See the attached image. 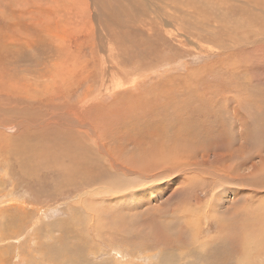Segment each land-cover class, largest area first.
I'll return each mask as SVG.
<instances>
[{"label":"rangeland","instance_id":"rangeland-1","mask_svg":"<svg viewBox=\"0 0 264 264\" xmlns=\"http://www.w3.org/2000/svg\"><path fill=\"white\" fill-rule=\"evenodd\" d=\"M3 1L0 264H264V0Z\"/></svg>","mask_w":264,"mask_h":264},{"label":"bare ground","instance_id":"bare-ground-1","mask_svg":"<svg viewBox=\"0 0 264 264\" xmlns=\"http://www.w3.org/2000/svg\"><path fill=\"white\" fill-rule=\"evenodd\" d=\"M2 1H3V0H2ZM38 1H39V0H38ZM41 1H42V0H41ZM48 1H49V0H48ZM48 1H46V2L48 3ZM50 1H51V0H50ZM50 1H49V2H50ZM53 1H54V0H53ZM53 1H52V2H53ZM63 1H64V0H63ZM82 1H83V0H82ZM98 1H99V0H98ZM100 1H101V0H100ZM100 1H99V2H100ZM150 1H151V0H150ZM174 1H175V0H174ZM190 1H193V0H190ZM194 1H195V0H194ZM233 1H234V0H233ZM238 1H239V0H238ZM238 1H237V2H238ZM245 1H246V0H244V2H245ZM3 2H4V1H3ZM7 2H8V1H7ZM46 2H44V0H43L42 3H45V4H46ZM60 2H62V1H59V3H60ZM65 2H66V1H65ZM94 2H95V1H94ZM110 2H111V1L109 0L108 3H110ZM112 2H113V1H112ZM140 2H141V1H140ZM163 2H165V1L163 0ZM182 2H183V0H182ZM20 3H21V2H20ZM56 3H57V2H56ZM79 3H80V4L82 3V4L80 5V6H82V5L84 4V1H83V2H80V1H79L78 4H79ZM108 3H106V1H105V4L108 5ZM142 3H143V2H142ZM153 3H154V2H153ZM167 3H168V0H167ZM167 3H166V4H167ZM172 3H173V0H172ZM188 3H189V2H188ZM188 3H187V4H188ZM223 3H224V2H223ZM229 3H230V1H229ZM238 3H239V2H238ZM246 3H248V0H247ZM246 3H245V4H246ZM9 4H10V2H9ZM17 4H18V3H17ZM98 4H100V3H98ZM102 4H103V3H102ZM112 4H113V3H112ZM131 4H132V3H131ZM133 4H134V3H133ZM149 4H150V3H149ZM177 4H178V3H177ZM179 4H180V3H179ZM181 4H182V3H181ZM194 4H195V3H194ZM198 4H199V2H198ZM204 4H205V2H204ZM215 4H216V3H215ZM215 4H214V5H215ZM230 4H231V3H230ZM230 4H229V5H230ZM240 4H241V3H240ZM21 5H22V4H21ZM57 5H58V3H57ZM65 5H66V4H65ZM69 5H70L71 7L73 6V5H71V4H69ZM74 5H75V4H74ZM103 5H104V4H103ZM107 5H106V6H107ZM170 5H171V4H170ZM218 5H219V4H218ZM231 5H232V4H231ZM30 6H31V5H30ZM54 6H55V5H54ZM61 6H62V4H61ZM61 6H60V7H61ZM158 6H159V5H158ZM185 6H186V5H185ZM190 6H191V5H190ZM225 6H226V5H225ZM227 6H228V5H227ZM227 6H226V7H227ZM233 6H234V2H233ZM233 6H232V7H233ZM27 7H28V6H27ZM64 7H65V6H64ZM68 7H69V6H68ZM153 7H154V5H153ZM170 7H171V9L173 8L172 6H170ZM174 7H175V6H174ZM176 7H177V6H176ZM176 7H175V8H176ZM180 7H182V5H180ZM183 7H184V5H183ZM56 8H57V7H56ZM74 8H75V7H74ZM77 8H78V7H77ZM81 8H83V7H81ZM100 8H101V7H100ZM100 8H99V9H100ZM109 8H111V7H109ZM137 8H138V7H137ZM175 8H174V9H175ZM185 8H186V7H185ZM189 8H190V7H189ZM221 8H223V7H221ZM104 9H105V11H107L106 8L103 7L102 10H104ZM107 9H108V7H107ZM190 9H191V8H190ZM223 9H224V8H223ZM228 9H229V8H228ZM228 9H227V10H228ZM230 9H232V8H230ZM153 10H154V8H153ZM153 10H152V12H153ZM172 10H173V9H172ZM181 10H183V8H181ZM187 10H188V9H187ZM214 10H217V9L214 8ZM66 11H67V10H66ZM72 11H73V10H72ZM185 11H186V10H185ZM185 11H184V12H185ZM194 11H195V10H194ZM207 11H208V10H207ZM221 11H222V10H221ZM225 11H226V10H225ZM247 11H248V10H247ZM30 12H31V11H30ZM38 12H39V11H38ZM58 12H59V11H58ZM76 12H78V11L76 10ZM154 12H155V11H154ZM163 12L165 13V12H168V11H163ZM171 12H172V11H171ZM174 12H176V11H174ZM174 12H172V13H174ZM187 12H188V11H187ZM213 12H214V11H213ZM249 12H250V11H249ZM249 12H248V13H249ZM60 13H61V12H60ZM100 13H101V12H99V14H100ZM172 13H171V14H172ZM178 13H179V12H178ZM185 13H186V12H185ZM27 14H28V13H27ZM31 14H32V13H31ZM81 14H82V13H81ZM83 14L85 15L86 13L83 12ZM103 14L105 15L106 12H104ZM103 14H102V15H103ZM150 14H151V13H150ZM153 14H154V13H153ZM155 14H156V13H155ZM158 14H159V13H158ZM165 14H166V13H165ZM165 14H164V15H165ZM202 14H203V13H202ZM7 15H8V14H7ZM52 15H53V14H52ZM69 15H71V14H69ZM164 15H163V16H164ZM176 15H177V14H176ZM180 15H181V13H180ZM187 15H188V14H187ZM187 15H186V16H187ZM203 15H204V14H203ZM212 15H213V13H212ZM220 15H221V14H220ZM226 15H227V14H226ZM64 16H65V15H64ZM141 16H143V15H141ZM141 16H140V17H141ZM145 16H146V15H145ZM149 16H150V15H149ZM155 16H156V15H155ZM182 16H183V15H182ZM182 16H181V17H182ZM201 16H202V15H201ZM213 16H214V15H213ZM11 17H12V16H11ZM36 17H37V16H36ZM36 17H35V18H36ZM39 17H40V16H39ZM41 17H42V16H41ZM47 17H49V16H47ZM78 17H80V16H78ZM97 17L100 18V16H97ZM179 17H180V16H179ZM184 17H185V16H184ZM184 17H182V18H184ZM196 17H197V16H196ZM199 17H200V15H199ZM211 17H212V16H211ZM6 18H7V17H6ZM44 18H46V17H44ZM56 18H57V17H56ZM67 18H68V17H67ZM154 18H155V17H154ZM174 18L176 19L175 14H174ZM193 18H194V17H193ZM205 18H206V17H205ZM212 18H213V17H212ZM212 18H210V19H212ZM220 18H222V17H220ZM226 18H227V17H226ZM38 19H39V18H38ZM38 19H37L36 21H38ZM46 19H47V18H46ZM50 19H51V18H50ZM156 19H157V16H156ZM158 19L161 20L160 18H158ZM177 19H178V18H177ZM180 19H181V18H179V20H180ZM200 19H201V18H200ZM200 19H199V20H200ZM207 19H208V18H207ZM263 19H264V18H263ZM6 20H7V19H6ZM34 20H35V19H34ZM62 20H63V19H62ZM138 20H139V19H138ZM140 20H141V19H140ZM188 20H189V19H188ZM201 20H202V19H201ZM226 20H227V19H226ZM238 20L240 21V19H238ZM250 20H251V19H250ZM49 21H50V20H49ZM53 21H54V18H53ZM66 21H67V20H66ZM66 21H65V22H66ZM68 21H69V20H68ZM68 21H67V22H68ZM96 21H97V20H96ZM147 21H148V20H147ZM164 21H165V20H164ZM205 21H206V20H205ZM210 21H211V20H210ZM243 21H244V20H243ZM8 22H9V21H8ZM41 22H43V21H41ZM69 22H70V21H69ZM100 22H101V21H100ZM114 22H115V21H114ZM139 22L141 23L142 21H139ZM151 22H152V20H151ZM157 22H158V21H157ZM178 22H179V21H178ZM202 22H204V20H202ZM212 22H214V20H213ZM212 22H211V23H212ZM224 22H225V21H224ZM232 22H234V21H232ZM240 22H241V21H240ZM244 22H245V21H244ZM0 23H1V22H0ZM37 23H38V22H37ZM37 23H36V24H37ZM39 23H40V22H39ZM48 23H49V22H48ZM52 23H53V22H52ZM52 23H50V25H51ZM104 23H105V21L102 22L103 25H104ZM137 23H138V21H137ZM159 23H160V22H159ZM162 23H163V22H162ZM162 23H160V24H162ZM166 23H167V22H166ZM196 23H197V22H196ZM242 23H243V22H242ZM254 23H255V22H254ZM254 23H253V24H254ZM33 24H34V23H33ZM53 24H54V23H53ZM92 24H94V23H92ZM142 24H143V23H142ZM147 24H148V23H147ZM160 24H159V25H160ZM191 24H192V23H191ZM205 24H206V23H205ZM238 24H239V23H238ZM238 24H237V25H238ZM54 25H55V24H54ZM163 25H164V23H163ZM181 25H182V24H181ZM181 25H180V26H181ZM189 25H190V24H189ZM213 25H214V24H213ZM234 25H236V22L234 23ZM242 25H243V24H242ZM258 25H259V24H258ZM263 25H264V23H263ZM9 26H11V25H9ZM41 26H42V25H41ZM100 26H101V25H100ZM154 26H156V25L154 24ZM208 26H209V25H208ZM240 26H241V25H240ZM247 26H248V25H247ZM249 26H250V24H249ZM259 26H260V25H259ZM1 27H2V25H1ZM6 27H7V26H6ZM48 27H49V26H48ZM56 27H59V26H56ZM98 27H99V26H98ZM131 27H132V26H131ZM145 27H146V26H145ZM159 27H160V26H159ZM176 27H177V26H176ZM219 27H220V25H219ZM11 28H13V27H11ZM95 28H96V26H95ZM100 28H101V27H100ZM160 28H161V27H160ZM256 28H257V27H255V29H256ZM55 29H56L55 31H57V28H55ZM85 29H86V27H85ZM180 29H181V28H180ZM182 29H183V28H182ZM182 29H181V30H182ZM207 29H208V28H207ZM216 29H217V27H216ZM236 29H237V26H236ZM236 29H235V30H236ZM260 29H261V28H260ZM260 29H259V31H260ZM4 30H5V29H4ZM31 30H32V29H31ZM31 30H30V32H31ZM99 30H100V29H99ZM213 30H215V29H213ZM217 30H218V29H217ZM217 30H215V31L217 32ZM237 30H238V29H237ZM241 30H242V29H241ZM5 31H8V29H6ZM10 31H11V30H10ZM32 31H33V30H32ZM58 31H59V30H58ZM66 31H67V30H66ZM88 31H89V30H88ZM173 31H174V30H173ZM178 31H179V30H178ZM201 31H202V30H201ZM229 31H231V29H230ZM249 31H250V30H249ZM19 32H20V31H19ZM30 32H29V33H30ZM45 32L48 33V31H46V30H45ZM50 32H51V31H50ZM180 32H181V31H180ZM211 32H212V31H211ZM213 32H214V31H213ZM232 32H233V31H232ZM234 32H235V31H234ZM244 32H246V31H244ZM257 32H258V31H257ZM103 33H104V31H103ZM170 33H171V32H170ZM181 33H182V32H181ZM201 33H202V32H201ZM217 33H218V32H217ZM249 33H250V32H249ZM263 33H264V31H263ZM10 34H12V33H10ZM33 34H34V33H33ZM95 34H96V32H95ZM98 34H100V33H98ZM175 34H176V33H175ZM236 34H237V33H236ZM258 34H260V33H258ZM43 35H44V34H43ZM49 35H50V34H49ZM192 35H193V33H192ZM261 35H263V34H261ZM4 36H5V35H4ZM52 36H53V35H52ZM60 36H61V35H60ZM60 36H58V37H60ZM198 36H199V35H198ZM216 36H217V34H216ZM216 36H215V37H216ZM250 36H251V35H250ZM9 37H10V36H9ZM32 37H33V36H32ZM65 37H66V36H65ZM100 37H101V36H100ZM188 37H189V36H188ZM210 37H211V36H210ZM217 37H218V36H217ZM217 37H216V38H217ZM248 37H249V36H248ZM259 37H260V36H259ZM0 38H1V37H0ZM91 38H93V37H91ZM96 38H97V37H96ZM105 38H106V37H105ZM123 38H124V37H123ZM208 38H209V37H208ZM260 38H261V37H260ZM46 39H47V38H46ZM46 39H44V40H46ZM63 39H64V38H63ZM130 39H131V38H130ZM199 39H200V38H199ZM203 39H206V40H207V37H206V38H203ZM261 39H262V38H261ZM89 40H90V39H89ZM91 40H93V39H91ZM172 40H173V39H172ZM194 40H195V39H194ZM194 40H192V41H194ZM229 40H232V38L229 39ZM238 40H239V39H238ZM248 40H250V39H248ZM259 40H260V39H259ZM53 41H54V40H53ZM60 41H61V40H60ZM97 41H98V40H97ZM200 41H201V40H200ZM209 41H210V40H209ZM220 41H221V39H220ZM14 42H15V41H14ZM18 42H19V41H18ZM62 42H63V41H62ZM65 42H66V41H65ZM88 42H89V41H88ZM213 42H214V44L216 43V41H213ZM213 42H212V44H213ZM218 42H219V41H218ZM237 42H238V44H239L240 40L237 41ZM250 42H252V41L250 40ZM56 43H57V42H56ZM56 43H55V45H56ZM66 43H67V42H66ZM89 43H92V44H93V42H89ZM94 43H95V42H94ZM196 43H197V42H196ZM205 43H208V42H205ZM231 43H232V42H231ZM263 43H264V42H263ZM9 44H10V43H9ZM9 44H8V45H9ZM92 44H91V45H92ZM124 44H126V42H125ZM238 44H237V45H238ZM251 44H252V43H251ZM261 44H262V43H261ZM0 45H1V44H0ZM55 45H54V46H55ZM68 45H69V44H68ZM89 45H90V44H89ZM95 45H96V44H95ZM186 45H188V43H187ZM232 45H233V44H232ZM235 45H236V43H235ZM253 45H254V44H253ZM253 45H252V46H253ZM12 46H13V45H12ZM119 46H120V45H119ZM124 46H125V45H124ZM131 46H132V45H131ZM208 46H209V45H208ZM255 46H256V45H255ZM255 46H254V47H255ZM258 46H260V45H258ZM262 46H263V45H262ZM13 47H14V46H13ZM91 47H92V46H91ZM121 47H122V45H121ZM126 47H129V46H126ZM206 47H207V46H206ZM210 47H211V46H210ZM228 47L231 48V45L228 46ZM1 48H2V47H1ZM20 48H21V47H20ZM55 48H56V47H55ZM57 48H58V45H57ZM93 48H94V47H93ZM124 48H125V47H124ZM196 48H198V47H196ZM225 48H227V47H225ZM257 48H258V47H256V49H257ZM262 48H263V47H262ZM262 48H259V49H262ZM27 49H28V48H27ZM29 49H30V48H29ZM29 49H28V50H29ZM121 49H122V48H121ZM189 49H190V47H189ZM202 49H203V48H202ZM231 49H232V48H231ZM256 49H255V50H256ZM11 50H12V48H11ZM55 50H57V49H55ZM94 50H95V49H94ZM130 50H132V49H130ZM183 50H184V49H183ZM200 50H201V48H200ZM207 50H208V49H207ZM253 50H254V49H253ZM12 51H13V50H12ZM96 51H97V50H96ZM96 51H95V52H96ZM107 51H108V50H107ZM112 51H114V50H112ZM121 51H122V50H121ZM123 51H124V50H123ZM128 51H129V50H128ZM137 51H138V50H137ZM193 51H194V50H193ZM5 52H6V51H5ZM5 52H4V53H5ZM20 52H21V51H20ZM95 52H94V53H95ZM109 52H110V51H109ZM116 52L118 53V51H116ZM18 53H19V52H18ZM18 53H16V54L18 55ZM100 53H101V52H100ZM112 53H113V52H112ZM125 53H126V52H125ZM205 53H206V52H205ZM60 54H61V53H60ZM67 54H68V53H67ZM95 54H96V53H95ZM97 54H98V52H97ZM97 54H96V55H97ZM17 55H14V56H17ZM19 55H20V54H19ZM117 55H118V54H117ZM126 55H128V54H126ZM10 56H11V55H10ZM98 56H99V55H98ZM110 56H112V55H110ZM115 56H116V53H115ZM120 56H121V55H120ZM63 57H64V56H63ZM144 57H145V56H144ZM111 58H112V57H111ZM62 59H63V58H62ZM103 59H104V58H103ZM114 59H115V58H114ZM117 59H118V58H117ZM262 59H263V58H262ZM13 60H14V59H13ZM98 60H99V59H98ZM133 60H134V59H133ZM133 60H132V61H133ZM58 61H59V60H58ZM100 61H101V59H100ZM117 62H118V61H117ZM117 62H116V63H117ZM101 63H102V62H101ZM109 63H110V62H109ZM130 63H131V62H130ZM9 64H10V63H9ZM111 64H112V63H111ZM118 64H119V63H118ZM122 64H123V63H122ZM124 64L126 65V63H124ZM103 65H104V64H103ZM116 65H117V64H116ZM245 65H246V64H245ZM256 65H257V63H256ZM256 65H255V66H256ZM56 66H57V65H56ZM63 66H64V65H63V61H62V67H63ZM68 66H69V65H68ZM71 66H72V64H71ZM122 66H123V65H122ZM127 66H128V65H127ZM135 66H136V65H135ZM10 67H11V66H10ZM57 67H59V66H57ZM57 67H56V68H57ZM77 67H78V66H77ZM101 67H102V66H101ZM119 67H120V66H119ZM133 67H134V66H133ZM133 67H132V69H133ZM66 68H67V67L65 66V68H62V70L64 71ZM120 68H122V67H120ZM129 68H130V67H129ZM68 69H69V68H68ZM76 69H78V68H76ZM22 70H23V69H22ZM24 70H25V69H24ZM66 70H67V69H66ZM66 70H65V71H66ZM70 70H72V69H70ZM74 70H75V69H74ZM109 70H110V69H109ZM63 71H62V72H63ZM72 71H73V70H72ZM75 71H76V70H75ZM101 71H102V70H101ZM112 71H113V70H112ZM66 72H67V71H66ZM66 72L63 73V74H67ZM69 72H71V71H69ZM76 72H77V71H76ZM76 72H74V73H76ZM106 72H107V71H106ZM118 72H119V71H118ZM200 72H201V71H200ZM51 74H52V73H51ZM57 74H58V73L56 72V75H57ZM69 75H71V74H69ZM73 75H74V74H73ZM73 75H72V77H73ZM127 75H128V74H127ZM2 76H3V75H2ZM64 76H65V75H64ZM121 76H122V75H121ZM125 76H126V75H125ZM6 77H7V76H6ZM50 77H51V75H50ZM68 77H69V76H68ZM72 77H71V78H72ZM7 78H8V77H7ZM56 78H57V77H56ZM60 78H62V76H61ZM64 78H65V77H64ZM102 78H103V77H102ZM108 78H109V77H108ZM49 79H50V78H49ZM58 79H59V78H58ZM112 79H113V78H112ZM4 80H5V79H4ZM56 80H57V79H56ZM62 80H63V78L61 79V81H62ZM64 80H65V81H63V83H66V79H64ZM68 80L71 81L70 78H69ZM73 80H74V78H73ZM73 80H72V83H73ZM109 80H110V79H109ZM58 81H59V80H58ZM58 81H57V82H58ZM70 81H69V83H71ZM5 83H6V82H5ZM59 83H60V82H59ZM63 83H61V84H63ZM78 83H79V82H78ZM97 83H98V82H97ZM108 83H109V82H108ZM116 83H117V82H116ZM120 83H121V82H120ZM122 83H123V82H122ZM113 84H115V83L113 82ZM113 84H112V85H113ZM3 85H4V84H3ZM19 85H20V84H19ZM107 85H108V84H107ZM109 85H110V84H109ZM115 85H116V84H115ZM122 85H123V84H122ZM122 85H118V87H119V86L121 87ZM125 85H126V84H125ZM16 86H17V85H16ZM37 86H38V85H37ZM61 86H62V85H61ZM64 86H65V85H64ZM102 86H104V85H102ZM25 87H26V86H25ZM55 87H56V85H55ZM118 87H117V88H118ZM64 88H65V87H64ZM68 88H69V86H68ZM105 88H106V87H105ZM112 88H113V87H112ZM47 89H48V88H47ZM107 89H108V88H107ZM125 89H126V87H125ZM24 90H25V89H24ZM65 90H66V88H65ZM94 90H96V89H94ZM105 90H106V89H105ZM59 91H60V90H59ZM111 91H112V89H111ZM113 91H117V89H116V90H113ZM66 92H67V91H66ZM87 92H88V91H87ZM27 93H28V92H27ZM85 93H86V92H85ZM85 93H84V94H85ZM99 93H100V92H99ZM99 93H98V95H99ZM107 93H109V92H107ZM158 93H159V92H158ZM28 94H29V93H28ZM34 94H35V93H34ZM54 94H55V93H54ZM62 94H63V93H62ZM89 94H90V93H89ZM153 94H154V93H153ZM16 95H17V94H16ZM18 95H19V94H18ZM90 95H91V94H90ZM96 95H97V94H96ZM21 96H22V95H21ZM34 96H35V95H34ZM62 96H63V95H62ZM91 96H92V95H91ZM149 96H150V95H149ZM203 96H204V95H203ZM8 97H9V96H8ZM22 97H23V96H22ZM88 97H89V96H88ZM92 97H93V96H92ZM99 97H100V96H99ZM144 97H145V96H144ZM22 99H23V98H22ZM97 99H98V98H97ZM141 99H142V98H141ZM145 99H146V98H145ZM145 99H144V100H145ZM199 99H200V97H199ZM13 100H14V99H13ZM31 100H32V99H31ZM83 101H84V100H83ZM96 101H97V100H96ZM151 101H152V100H151ZM200 102H201V101H200ZM81 103L84 104V103H86V102H81ZM148 103H149V102H148ZM135 105H136V104H135ZM158 106H159V105H158ZM82 107H83V105H82ZM117 109H118V108H117ZM6 110H7V109H6ZM8 110H9V109H8ZM78 110H79V109H78ZM78 110H77V111H78ZM101 110H102V109H101ZM74 111H76V110H73V112H74ZM79 111H80V110H79ZM115 111H116V108H115ZM115 111H114V112H115ZM8 112H9V111H8ZM81 112H82V111H81ZM121 112H122V111H121ZM36 113H37V112H36ZM57 113H58V112H57ZM30 114H32V113H30ZM34 114H35V113H34ZM46 114H47V113H46ZM72 114H73V113H72ZM118 114H119V113H118ZM19 115H20V114H19ZM28 115H29V114H28ZM32 115H33V114H32ZM52 115H53V114H52ZM64 115H65V114H64ZM77 115H78V114H77ZM80 115H81V114H80ZM42 116H43V114H42ZM75 116H76V115H75ZM82 116H83V115H82ZM94 116H95V115H94ZM119 116H120V115H119ZM31 117L34 118V116H31ZM55 117H56V115H55ZM62 117H63V116H62ZM64 117H65V116H64ZM77 117H79V116H77ZM114 117H115V116H114ZM72 118H73V117H72ZM74 118H75V117H74ZM80 118H81V117H80ZM117 118H118V117H117ZM6 119H7V118H6ZM29 119H30V118H29ZM75 119H77V118H75ZM82 119H83V118H82ZM30 120H34V119H30ZM38 120H39V119H38ZM51 120H52V119H51ZM62 120H63V119H62ZM69 120H70V119H69ZM27 121H28V120H27ZM52 121H53V120H52ZM74 121H75V120H74ZM80 121H81V120H80ZM80 121H79V122H80ZM30 122H31V121H30ZM32 122H33V121H32ZM32 122H31V123H32ZM48 122H49V121H48ZM81 122H82V121H81ZM25 123H26V121H25ZM31 123H30V124H31ZM42 123H43V122H42ZM8 124H9V123H8ZM8 124H7V125H8ZM53 124H54V123H53ZM56 124H57V123H56ZM59 124H60V123H59ZM7 125H6V126H7ZM37 125H38V124H37ZM44 125H45V124H44ZM75 125H76V124H75ZM241 125H242V124H241ZM21 126H22V125H21ZM50 126H51V125H50ZM59 126H60V125H59ZM88 126H89V123H88ZM97 126H98V125H97ZM242 126H243V125H242ZM2 127H3V126H2ZM16 127H17V126H16ZM68 127H69V126H68ZM80 127H81V126H80ZM0 128H1V127H0ZM8 128H9V127H8ZM20 128H21V127H20ZM20 128H19V130H20ZM28 128H29V127H28ZM30 128H32V127H30ZM34 128H35V125H34ZM41 128H43V127H41ZM63 128H64V127H63ZM73 128H74V127H73ZM77 128H78V127H77ZM260 128H261V127H260ZM262 128H263V127H262ZM26 129H27V128H26ZM43 129H44V128H43ZM66 129H67V128H66ZM79 129H81V128H79ZM7 130H8V129H7ZM24 130H25V129H24ZM29 130H30V129H29ZM54 130H55V129H54ZM71 130H72V129H71ZM71 130L69 129V131H71ZM67 131H68V130H67ZM77 131H78V130H76V132H77ZM241 131H242V130H241ZM20 132H21V131H20ZM34 132H35V131H34ZM36 132H37V131H36ZM41 132H42V131H41ZM43 132L46 133V131H43ZM57 132H58V131H57ZM65 132H66V131H65ZM87 132H88V131H87ZM25 133H26V131H25ZM44 133H43V134H44ZM47 133H48V132H47ZM50 133H51V132H50ZM53 133H54V132H53ZM240 133H241V132H240ZM19 134H20V133H19ZM36 134L38 135V133H36ZM40 134H41V133H40ZM66 134H67V133H66ZM80 134H81V133H79V135H80ZM13 135H14V134H13ZM33 135H34V134H33ZM41 135H42V134H41ZM53 135H54V134H53ZM29 136H30V135H29ZM43 136H44V135H43ZM46 136H47V135H46ZM50 136H51V135H50ZM59 136H60V135H59ZM76 136H77V135H76ZM80 136H81V135H80ZM39 137H40V136H39ZM82 137H83V136H82ZM170 137H171V136H170ZM20 138H21V137H20ZM29 138H31V137H29ZM32 138H34V137H32ZM43 138H44V137H43ZM76 138H77V137H76ZM78 138H79V137H78ZM66 139H67V138H66ZM172 139H173V138H172ZM241 139H242V138H241ZM36 140H37V139H36ZM40 140H41V139H40ZM174 141H175V140H174ZM52 142H53V141H52ZM86 142H87V141H86ZM31 143H32V142H31ZM48 143H49V142H48ZM90 143H91V142H90ZM147 143H148V142H147ZM168 143H169V142H168ZM33 144H34V143H33ZM55 144H56V142H55ZM58 144H60V143H58ZM67 144H68V143H67ZM103 144H104V143H103ZM190 144H191V143H190ZM217 144H218V143H217ZM61 145H62V143H61ZM64 145H65V144H64ZM72 145H73V144H72ZM89 145H90V144H89ZM82 146H83V145H82ZM95 146H96V145H95ZM105 146H106V145H105ZM150 146H151V145H150ZM190 146H191V145H190ZM65 147H66V146H65ZM77 147H78V146H77ZM91 147H92V146H91ZM101 147H102V146H101ZM32 149H33V148H32ZM41 149H42V148H41ZM44 149H46V148H44ZM51 149H52V148H51ZM61 149H62V147H61ZM92 149H93V148H92ZM105 149H106V148H105ZM33 150H34V149H33ZM42 150H43V149H42ZM96 150H97V149H96ZM196 150H197V149H196ZM54 151H55V150H54ZM44 152H45V151H44ZM60 152H61V151H60ZM66 152H68V151H66ZM108 153H109V152H108ZM199 153H200V152H199ZM204 153H205V152H204ZM42 154H43V153H42ZM51 154H52V153H51ZM68 154H70V151L68 152ZM77 154H79V153H77ZM92 154H93V153H92ZM206 154H207V153H206ZM208 154H209V153H208ZM208 154H207V157H208ZM210 154H211V153H210ZM210 154H209V158H211V157L213 156V157H212V158H213V164H212V165H215V166H216V164H217L218 161H219V162H221V161H223V160H225V161H226V160L229 161V159H230L229 156H226V158H225V157H223L224 155H221L220 157H218L217 155H215V154H213V153H212V154H213L212 156H211ZM58 155H59V154H58ZM66 155H67V154H66ZM95 155H96V154H95ZM219 155H220V154H219ZM239 155H240V154H239ZM64 156H65V155H64ZM67 156H68V155H67ZM71 156H72V155H71ZM71 156H70V157H71ZM73 156H74V155H73ZM88 156H89V155H88ZM96 156H99V155H96ZM203 156H204V155H203ZM230 156H231V155H230ZM45 157H46V156H45ZM82 157H83V156H82ZM259 157H260V156H259ZM8 158H9V157H8ZM34 158H35V157H34ZM38 158H39V157H38ZM75 158H76V157H75ZM78 158H79V156H78ZM241 158H242V157H241ZM82 159H84V158H82ZM92 159H93V158H92ZM175 159H177V158H175ZM221 159H222V160H221ZM45 160H46V159H45ZM189 160H190V159H189ZM81 161H83V160H81ZM105 161H106V160H105ZM112 161H115V160L112 159ZM118 161H120V162H118ZM118 161H117V164L119 163L118 166H119L120 168H123V169H124V172H125V171H126V168H127V166H128V164H127L128 161H121L120 159H119ZM158 161H159V160H158ZM166 161H167V160H166ZM199 161H200V158H199ZM225 161H223V162H225ZM242 161H243V160H242ZM75 162H77V159H76ZM88 162H90V161H88ZM115 162H116V161H115ZM156 162H157V161H156ZM39 163H40V162H39ZM79 163H80V162H79ZM111 163H112V162H111ZM196 163H197V162H196ZM201 163H202V162H201ZM208 163H210V162H208ZM221 163H222V162H221ZM236 163H240V162H236ZM241 163H242V162H241ZM262 163H263V161H262L261 164H260L261 167H262ZM75 164H76V163H75ZM103 164H104V163H103ZM149 164H150V162H149ZM164 164H165V163H164ZM166 164H167V163H166ZM197 164H198V163H197ZM234 164H235V163H234ZM234 164H233V165H234ZM37 165H38V164H37ZM41 165H42V164H41ZM122 165H123V166H122ZM154 165H155V164H154ZM245 165H246V164H245ZM39 166H40V164H39ZM165 166H166V165H165ZM165 166H164V167H165ZM204 166H207V165H205V163H204ZM218 166H219V164H218ZM242 166H243V164L241 165V167H242ZM251 166H253V165H251ZM40 167H41V166H40ZM112 167H113V166H112ZM164 167L162 166V168H164ZM186 167L188 168L189 166L186 165V166L183 167V168H186ZM195 167H196V166H195ZM195 167H194V168H195ZM208 167H209V166H208ZM263 167H264V166H263ZM50 168H51V167H50ZM115 168H116V167H115ZM209 168H210V167H209ZM211 168H212V167H211ZM217 168H219V167H217ZM223 168H224V167H223ZM238 168H239V167H236V166H235V168H229V167H227V168H225V169H230V171H231L230 173H229L228 170H227L228 173H223V172L215 173V172H213V171H210V174H211V176H212L213 178H215L216 180L223 182V184L226 183L227 185H228V184H231V185H232V184L243 185V184H245L246 182H248V183H253V184H254V183L257 182L256 179H253V178H256V176H255L252 172H251L250 174L247 175V174H245V173H243V172H240V171L236 170V169H238ZM253 168H256V165H255V164H254ZM147 169H148V168H147ZM169 169H170V168L166 166L165 170H169ZM188 169H189V168H188ZM196 169H197V168H196ZM221 169H222V166H221ZM243 169H244V168H243ZM42 170H43V169H42ZM51 170H52V169H51ZM51 170H50V171H51ZM142 170H143V169H142ZM165 170H164V172H165ZM180 170H182V169H180ZM184 170H185V169H184ZM247 170H248V169H247ZM261 170H262V169H261ZM39 171H40V170H39ZM55 171H56V170H55ZM58 171H59V170H58ZM127 171H128V169H127ZM170 171H171V170H170ZM207 171H208V170H207ZM52 172H53V171H52ZM66 172H68V171H66ZM147 172H148V171H147ZM162 172H163V171H162ZM162 172H161V173H162ZM171 172H173V170H172ZM191 172H192V171H191ZM53 173H54V172H53ZM56 173H57V172H56ZM128 173H129V172H128ZM139 173H141V172H139ZM142 173H143V172H142ZM168 173H169V172H168ZM201 173H203V172H201ZM60 174H61V173H60ZM60 174H59V175H60ZM204 174L206 175V173H204ZM204 174H203V175H204ZM242 174H243L244 176H243ZM59 175H58V176H59ZM170 175H171V173H170ZM143 176H144V175H143ZM151 176H152V175H151ZM171 176H173V175H171ZM59 177H60V176H59ZM83 177H84V176H83ZM204 177H206V176H204ZM207 177H208V176H207ZM169 178H170V177H169ZM171 179H172V178H171ZM262 179H263V178H262ZM204 180H205V179H204ZM157 181H158V180H157ZM163 181H164V180H163ZM214 181H215V180H214ZM160 182H161V181H160ZM210 182H211V181H210ZM263 183H264V182H263ZM219 184H220V182H219ZM221 184H222V183H221ZM87 185H88V184H87ZM149 185H150V184H149ZM263 185H264V184H263ZM78 186H79V185H78ZM245 186H246V185H245ZM135 187H136V186H135ZM184 187H185V186H184ZM186 187H187V186H186ZM256 187H257V186H256ZM75 188H76V187H75ZM131 188H132V187H131ZM244 188H245V187H244ZM132 189H133V188H132ZM92 190H93V189H92ZM112 190H113V189H110V191H112ZM128 190H129V189H128ZM262 190H263V189H262ZM108 191H109V190H108ZM159 191H160V190H159ZM89 192H90V191H89ZM110 193H111V192H110ZM232 193L235 194L233 191H232ZM112 194H113V193H112ZM240 194H241V193H240ZM96 195H97V194H96ZM96 195H95V196H96ZM135 195H136V194H135ZM239 196H240V195H239ZM142 200H143V201H149V202H150V193H146V194H144V195L142 196ZM142 200H140V202H141ZM246 200H247V199H246ZM78 202H79V201H78ZM81 203H82V202H81ZM137 203H138V202H137ZM141 204H142V203H141ZM143 204H144V203H143ZM144 205H145V204H144ZM144 205H143V206H144ZM136 206H137V205H136ZM137 207H138V206H137ZM249 232H250V231H249ZM250 233H251V232H250ZM253 241H254V240H253ZM245 243H246V240H245ZM122 256H123V255H122ZM139 259H140V258H138L137 260H139ZM122 260H123V259H122ZM142 261H143V260H142ZM151 261H152V260H151ZM123 264H124V263H123ZM126 264H128V263H126Z\"/></svg>","mask_w":264,"mask_h":264}]
</instances>
